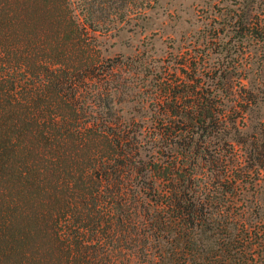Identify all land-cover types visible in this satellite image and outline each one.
Instances as JSON below:
<instances>
[{"label":"trees","instance_id":"trees-1","mask_svg":"<svg viewBox=\"0 0 264 264\" xmlns=\"http://www.w3.org/2000/svg\"><path fill=\"white\" fill-rule=\"evenodd\" d=\"M122 1L0 0V264H251L230 187L208 198L205 149L179 144L173 159L168 140L147 154L119 114L138 77L102 54L99 36L124 17ZM237 22L264 41L258 14ZM184 85L161 87V123H208L199 84Z\"/></svg>","mask_w":264,"mask_h":264},{"label":"rangeland","instance_id":"rangeland-1","mask_svg":"<svg viewBox=\"0 0 264 264\" xmlns=\"http://www.w3.org/2000/svg\"><path fill=\"white\" fill-rule=\"evenodd\" d=\"M256 1L123 0L117 6L124 17L99 40L105 57L138 77L116 107L140 130L146 153L168 151L165 142L172 140L170 154L178 159L176 149L196 140L200 154L205 149L213 161L209 200L216 201L223 184L230 187L224 200L240 220L233 233L243 237L241 250L251 264H264V41L253 42L237 22L254 13L264 22V5ZM165 82L171 94L199 84L213 119L200 125L173 116L161 123L164 108L156 98ZM221 154L226 161L216 160Z\"/></svg>","mask_w":264,"mask_h":264}]
</instances>
